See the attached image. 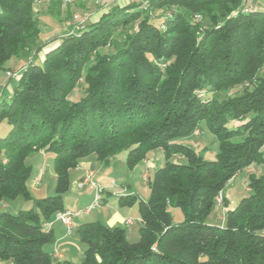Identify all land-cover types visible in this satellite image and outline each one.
I'll list each match as a JSON object with an SVG mask.
<instances>
[{
  "label": "trees",
  "instance_id": "1",
  "mask_svg": "<svg viewBox=\"0 0 264 264\" xmlns=\"http://www.w3.org/2000/svg\"><path fill=\"white\" fill-rule=\"evenodd\" d=\"M36 1L52 0H0V70L39 38ZM244 3L143 0L114 6L60 37L39 62L31 59L13 83L7 80L9 92L0 100V122L8 125L0 137V203L23 197L33 207L0 212V262L264 264V172L249 176V194L233 208L224 199L223 225L206 223L234 176L251 165L264 167V74L258 75L264 69V11ZM129 26L120 48L99 53ZM80 84L83 94L71 99ZM236 86L241 93L216 97ZM202 123L217 142L211 161L181 142ZM155 149L164 163L154 171L148 199L117 198L118 207L137 204L135 242L122 227L93 222L75 230L85 246L81 262L57 261L45 251L54 241L45 223L65 210L69 173L82 158L94 155L107 165L125 150V164L133 168ZM41 150L54 154L55 194L31 198L25 158ZM170 207L181 209L182 222L172 224Z\"/></svg>",
  "mask_w": 264,
  "mask_h": 264
},
{
  "label": "rangeland",
  "instance_id": "2",
  "mask_svg": "<svg viewBox=\"0 0 264 264\" xmlns=\"http://www.w3.org/2000/svg\"><path fill=\"white\" fill-rule=\"evenodd\" d=\"M116 0H58L52 1H36L33 5L34 16L43 17L40 19V35L36 40L35 45L29 48L26 55L12 57L10 60L3 64V69L0 70V100L5 97L9 92L8 88L3 87L7 82L5 76V71L16 72L19 71L21 67L25 66L31 59H36L38 62L42 59L44 52L55 44V42L62 36L75 31L77 25L81 23H90L98 21L99 18L104 14L103 11L106 7L115 3ZM143 7H146L141 5ZM145 10V9H144ZM161 11L158 14L161 15ZM47 17V18H46ZM194 19L196 21H202L207 23V21L201 15H195ZM136 25V23H135ZM205 25V24H204ZM130 30V26L123 28L121 33H115L112 39L107 42V44L99 49V53L110 55L115 50L123 45L125 36ZM59 35L54 40L49 41L47 44L48 37ZM44 44L43 47L38 51V53L33 56L34 51L37 46ZM264 69L258 74L263 75ZM14 78L11 79L10 83L14 82ZM82 84V82H80ZM81 84L74 89L71 93V99H77L83 94V88ZM242 91V86H236L229 91H221L216 94L219 100L226 97L239 94ZM3 93V94H2ZM2 94V95H1ZM198 134H194L182 139L181 142L191 146L195 151L199 152L205 160H213L218 151L217 142L214 137L207 132L205 124L202 123L200 128L197 129ZM8 131V125L6 122H0V137H3ZM95 157L94 155H92ZM53 157L52 152L45 151H33L25 158L26 165L30 166V175L26 182L27 189L31 198H36L41 196L44 198L46 196H52L55 194V174L53 171ZM126 151L123 150L112 157L107 165H99L96 174L94 175L93 170H88L87 172H92V179L95 184L100 188V193L98 194V203L101 199V194L104 191V187L101 185H108L109 188H105V192L109 194H103L105 203L102 205H95L94 196L97 190H94L89 185L82 188L77 186L78 177L73 170L69 173L70 188L64 197V205L69 208L70 212H75L80 209V215L84 218L83 214H89L90 217L84 221V223L99 222L104 224L105 219L99 217L95 219L93 211H100V215H110L112 213V205L117 207V197L112 196L113 194H120L119 196L125 195H136L140 200L146 201L149 197V183L153 178L154 171L161 167L164 163V157L162 152L158 149L150 150L147 152L144 160L139 162L133 168H129L125 164ZM86 172V173H87ZM264 172V167L262 165H251L249 167L241 170L236 176H234L220 192L216 198L217 207L208 215L206 218L207 224L220 225L224 212L222 208L224 207L223 201L226 199L228 201L227 208H233L238 201L247 196L249 193L248 180L250 175H260ZM85 173V174H86ZM84 174V175H85ZM36 178L41 181L36 182ZM52 187L49 193H44L48 188ZM39 190V191H38ZM218 201L220 202L218 204ZM94 203V205H93ZM91 207L89 211L85 212L84 208ZM33 207L32 199H25L23 197H18L14 200H5L0 203V212H8L10 214H16L19 210H28ZM128 214H135L138 210L137 204L128 207H120ZM225 209V208H224ZM168 213L171 218L172 224H178L183 221V213L179 208H168ZM90 220V221H88ZM129 228L126 227L127 232ZM131 229H136V224H133ZM138 232V231H136ZM69 239H75L73 242L72 250L70 251V257L67 260L72 263H79L82 260L83 251L85 249L84 244H82L76 237L75 230H72ZM131 240H133L131 238ZM131 242V241H130ZM135 242V241H134ZM53 243L44 246L46 251L52 250ZM68 246V245H67ZM63 261V260H59Z\"/></svg>",
  "mask_w": 264,
  "mask_h": 264
},
{
  "label": "crops",
  "instance_id": "3",
  "mask_svg": "<svg viewBox=\"0 0 264 264\" xmlns=\"http://www.w3.org/2000/svg\"><path fill=\"white\" fill-rule=\"evenodd\" d=\"M114 1V0H113ZM140 1L143 0H116L115 3H112L111 5H109L108 7H106L103 11V13H106L108 10H110L112 7L114 6H125L127 4H129L130 2H135L138 3ZM47 2V1H44ZM245 7L250 9V10H262L264 11V0H245L244 3ZM40 19L43 17H39ZM47 18V17H46ZM56 37H59V35L57 34L56 36H51L48 37L47 35V42L54 40ZM45 42V43H47ZM160 151V150H159ZM161 152V151H160ZM99 165L102 166V164L96 159V157H93L92 155H89L85 158H82L77 167L75 169H73V172H75L76 176L78 177V180L84 176V174L88 171V170H93L94 171V175L97 172V169L99 167ZM77 180V181H78ZM41 181V180H40ZM104 187V191L101 194V199L98 203H96L95 205L99 204L102 205L105 203V199L103 197V194H109L108 192H105V188H109L108 185H101ZM52 190V187L48 188L46 191H44V193H49ZM39 191V190H38ZM120 194H113L112 196L117 197ZM66 196V195H65ZM64 196V197H65ZM36 198H41V196H37ZM228 203V202H227ZM94 205V203H93ZM65 210L69 211V208L67 206H65ZM89 207V206H88ZM87 208V207H86ZM84 208V209H86ZM227 208L224 209V207L222 208L223 212H225ZM80 209H77V211ZM95 219H98L99 217L104 218L105 222L104 224L109 226V227H122V228H126L128 227L129 229L126 232V236L127 239L131 242H134L137 240V233L136 231H138V229L141 226V219L139 217V212L138 210H136L135 214H133L134 216H132V214H128L124 211V209L118 207H115L114 205H112V213L110 215L104 216V215H100V211L95 210L93 211ZM84 218L81 217L80 213L77 215H74L71 219V230L70 233H67V227L61 223L59 220H57L55 217L45 223V228L46 230H50L52 231L53 235H54V241H53V246H52V250L51 251H47L49 253H52V257L54 259H56L57 261L59 260H63V261H68L67 257H70V251L72 250L73 246V242L75 243V239H69V236H71L72 234V230H76V228L80 225L83 224L84 221H87L86 219H88L91 215L89 214H83ZM127 220L131 221V224L129 226H126L125 222ZM222 222L220 223V225H223L224 223V216L221 219ZM90 221V220H88ZM133 224H136V229L133 230L131 229V227L133 226ZM77 237V236H76ZM131 238L133 240H131ZM68 245V246H67ZM46 251V250H45ZM57 253V254H55ZM0 264H9V263H3L0 262Z\"/></svg>",
  "mask_w": 264,
  "mask_h": 264
},
{
  "label": "built area",
  "instance_id": "4",
  "mask_svg": "<svg viewBox=\"0 0 264 264\" xmlns=\"http://www.w3.org/2000/svg\"><path fill=\"white\" fill-rule=\"evenodd\" d=\"M69 1V0H67ZM84 27V23H81L80 25H77L76 27H73L75 29H82ZM18 74H19V71H14V72H10V71H6L5 72V76L7 79L9 78H17L18 77ZM198 130L196 129L194 131V134H198ZM92 172H87L81 179H79L77 181V186L79 188H82L86 185H89L91 186L92 188H94V190H97V192H95V196H94V202L96 203L98 201V194L100 193V188L95 184V182L93 181L92 179ZM36 182H39L40 179L39 178H36L35 180ZM220 202L218 201V204ZM91 207H87L86 209H84L85 212L89 211ZM80 211H75V212H70L68 210H64L62 212H58L56 215H55V218L57 220H59L61 223H63L66 227H67V233H70V230H71V219L74 215H77L79 214ZM126 226H129L131 224V221L130 220H127L125 222ZM57 254V253H55Z\"/></svg>",
  "mask_w": 264,
  "mask_h": 264
}]
</instances>
